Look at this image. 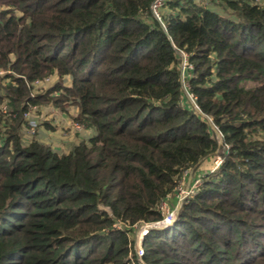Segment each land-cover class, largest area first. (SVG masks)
Listing matches in <instances>:
<instances>
[{
    "label": "trees",
    "instance_id": "trees-1",
    "mask_svg": "<svg viewBox=\"0 0 264 264\" xmlns=\"http://www.w3.org/2000/svg\"><path fill=\"white\" fill-rule=\"evenodd\" d=\"M154 1L0 0V264H138L136 225L219 150L141 259L264 264V2ZM46 104L94 133L25 139Z\"/></svg>",
    "mask_w": 264,
    "mask_h": 264
},
{
    "label": "rangeland",
    "instance_id": "rangeland-1",
    "mask_svg": "<svg viewBox=\"0 0 264 264\" xmlns=\"http://www.w3.org/2000/svg\"><path fill=\"white\" fill-rule=\"evenodd\" d=\"M260 1L264 2V0H260ZM159 5L160 4H157L154 7L152 5L151 10L155 18H157V20L160 21ZM180 56H181L180 68L183 72L185 65L182 66V64H184L185 62V59H184L185 56L182 52H180ZM46 78L47 80H45ZM46 78L43 79L44 80L43 82H41L39 85H36V86L40 88H43L44 86H46L47 88L50 87L53 84V81L55 79H53V77H46ZM62 81L64 84H69L72 81V76L70 75L65 76ZM66 107H67L66 112H60L58 109L54 108L52 104H46L39 108L36 106H32L29 117L35 120L37 125L33 133H29L28 128L26 127V130H24L23 132V136L25 137V139L27 140L37 139L43 142L44 144H47L48 146H50L51 149L57 152H60V153L66 152L67 150H69L70 147H73L72 144L75 143L76 141H78L79 143L87 141L88 139L87 140H84V139H86L85 136H87V134H90L88 133L89 131L84 132L83 131L84 127L82 125H81L82 127H79V128L76 127L75 124H78V123H76L74 120L71 119L72 116L76 114V110L74 111L75 106L67 105ZM62 113H66L68 118ZM63 121L66 122L65 123L66 127L62 125L64 124ZM46 124H49L51 126L50 127L51 129L46 128ZM77 135H80V136L77 137ZM220 151L221 150H219L218 152ZM218 152L215 154V156L212 159L207 160V162H205L204 167H201L200 165L201 168L199 167V169H197L196 171L191 170L187 172V174L184 175V178L181 179L179 188H183L187 186L194 179H196L197 176L202 181V177L205 174V172H211L210 170L215 166V163L217 162L218 158H220V161H221V155ZM179 197L180 196L178 195V191L176 190L174 194V198H175L174 203L172 204V202L169 203L168 201H166L169 211L173 212V216H174L173 221L175 220L177 209L181 205V204L178 205ZM135 230H136V227L134 229V235H133L134 242H135V238L139 236V232H140L139 230L138 233H136ZM139 261H140L139 264L140 263L146 264L142 261V259L141 260L139 259Z\"/></svg>",
    "mask_w": 264,
    "mask_h": 264
},
{
    "label": "built area",
    "instance_id": "built-area-1",
    "mask_svg": "<svg viewBox=\"0 0 264 264\" xmlns=\"http://www.w3.org/2000/svg\"><path fill=\"white\" fill-rule=\"evenodd\" d=\"M161 2H162V0H155L152 5L154 7L157 4H161ZM152 5H151V7H152ZM184 59H185V57H184ZM183 65H185V62H184V64H182V66ZM45 80H47V78ZM43 81L44 80H36V81H34L33 84L34 85H39ZM30 110L24 113V117L27 120L28 132L29 133H33L35 131V128H36V125L37 124H36L35 120H33V119H31L29 117L30 116ZM75 126L76 127H81L80 124H75ZM216 133H217L218 141L221 142V134H220V132L219 131H216ZM220 162H221L220 161V158H218L217 162L215 163V166L210 171L213 172L217 168V166L220 164ZM183 178H184V176L182 177V179ZM200 181H201V179L198 178V176H197V178L194 179L187 186H185L183 188H179V185L177 186L176 190L178 191V195L180 196L178 198V205L182 204V202L188 196H190V195H192V194L195 193L196 189L198 188V186L201 183ZM159 208L161 209V211L163 213V219L162 220L157 221V222H153V223L140 222V223H138L136 225L135 232L138 233V231L140 230L139 236H137L135 238V242H134V250H135V254H136L137 260H138V264L140 262L139 259L141 260V256H142L143 251H144L143 250L144 249V247H143V240H144V237L146 236V234L149 232V230L152 229L155 224H159V223H162V225H164V226H168V225H170L172 223V221L174 219L173 212L172 211H169V209L167 207V204H166V201H162L160 203ZM135 236H136V234H135Z\"/></svg>",
    "mask_w": 264,
    "mask_h": 264
},
{
    "label": "crops",
    "instance_id": "crops-1",
    "mask_svg": "<svg viewBox=\"0 0 264 264\" xmlns=\"http://www.w3.org/2000/svg\"><path fill=\"white\" fill-rule=\"evenodd\" d=\"M75 110H76V113H77L78 109H77L76 107H75L74 111H75ZM62 114H64V115L67 117V114H66V113H62ZM74 115H76V114H74ZM74 115H73V116H74ZM67 118H68V117H67ZM71 119H72V118H71ZM47 123H48V122H47ZM63 123H64V124H62V122H61V124L65 126V123H66V122L63 121ZM65 127H66V126H65ZM81 127H82V126H81ZM46 128H50V125H48V126L46 125ZM78 128H79V127H78ZM50 129H51V128H50ZM77 131H78V130H77ZM83 131H84V132H88V131H89L88 133H90V134H87V136H85L86 139H84V140H87V139H88V138L94 133V130H92V129H87V128H84ZM78 132H79V131H78ZM78 136H80V135H77V137H78ZM85 142H86V141H85ZM78 143H79L78 141H76L75 143H73V144H72L73 147H74L76 144H78ZM72 145H71V146H72ZM73 147H70L69 150H67L66 152H62V153H67V152H69ZM204 166H205V162L201 164V167H204ZM201 167H200V168H201ZM198 169H199V168H198ZM185 175H186V174H185ZM174 199H175L174 196H173V197L171 196L170 199H169V200L172 202V204L174 203Z\"/></svg>",
    "mask_w": 264,
    "mask_h": 264
},
{
    "label": "water",
    "instance_id": "water-1",
    "mask_svg": "<svg viewBox=\"0 0 264 264\" xmlns=\"http://www.w3.org/2000/svg\"><path fill=\"white\" fill-rule=\"evenodd\" d=\"M181 77H182V74H181ZM162 227H165L164 225H162V223L155 224V225L153 226V228H162Z\"/></svg>",
    "mask_w": 264,
    "mask_h": 264
}]
</instances>
